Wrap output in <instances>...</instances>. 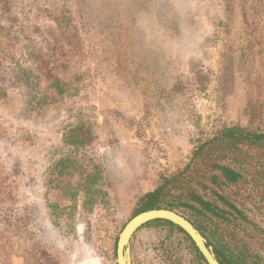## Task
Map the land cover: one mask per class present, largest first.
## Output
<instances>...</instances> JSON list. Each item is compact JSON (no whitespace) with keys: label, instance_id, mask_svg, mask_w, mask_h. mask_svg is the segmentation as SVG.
I'll use <instances>...</instances> for the list:
<instances>
[{"label":"rangeland","instance_id":"1","mask_svg":"<svg viewBox=\"0 0 264 264\" xmlns=\"http://www.w3.org/2000/svg\"><path fill=\"white\" fill-rule=\"evenodd\" d=\"M234 124L264 131V0H0V264H116L139 197ZM127 249L201 264L151 221Z\"/></svg>","mask_w":264,"mask_h":264},{"label":"trees","instance_id":"2","mask_svg":"<svg viewBox=\"0 0 264 264\" xmlns=\"http://www.w3.org/2000/svg\"><path fill=\"white\" fill-rule=\"evenodd\" d=\"M82 130V124L72 126L65 135L67 144H87L90 138L83 137ZM63 161L55 164V171L61 172ZM249 184L257 188L256 195L258 188H264V131L237 124L223 126L194 146L183 167L162 176L153 190L140 196L134 212L173 209L199 230L221 264H264L260 253L264 227L252 221L244 207L251 197L246 193ZM259 195L262 199L263 194ZM151 222L182 233L196 258L206 264L182 229L168 220ZM254 232L256 248L252 246Z\"/></svg>","mask_w":264,"mask_h":264},{"label":"water","instance_id":"3","mask_svg":"<svg viewBox=\"0 0 264 264\" xmlns=\"http://www.w3.org/2000/svg\"><path fill=\"white\" fill-rule=\"evenodd\" d=\"M168 220L178 226L191 239L206 264H221L211 252L199 230L181 213L169 208H152L133 215L120 231L116 242V264H127V245L133 232L142 224L155 220Z\"/></svg>","mask_w":264,"mask_h":264}]
</instances>
